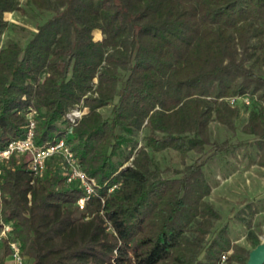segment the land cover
<instances>
[{"label": "trees", "instance_id": "16d2710c", "mask_svg": "<svg viewBox=\"0 0 264 264\" xmlns=\"http://www.w3.org/2000/svg\"><path fill=\"white\" fill-rule=\"evenodd\" d=\"M28 1L52 17L25 47L0 46V150L26 137L35 113V145L64 139L98 188L80 212L84 191L67 183L60 159L42 177L24 158L2 163L0 229L12 231L0 264L10 240L29 264H246L251 252L226 228L208 240L222 217L206 201L204 169L221 150L211 124L236 134L241 103L229 99L244 96L253 103L241 132L256 138L264 167V75L255 71L264 0ZM18 10L19 0H0V44L5 15ZM81 104L88 113L70 133L65 117ZM144 130L138 147L132 137ZM208 147L209 157L186 163ZM165 151L180 154L182 170L160 169L151 153Z\"/></svg>", "mask_w": 264, "mask_h": 264}, {"label": "rangeland", "instance_id": "374dc122", "mask_svg": "<svg viewBox=\"0 0 264 264\" xmlns=\"http://www.w3.org/2000/svg\"><path fill=\"white\" fill-rule=\"evenodd\" d=\"M51 17V13L37 10L28 0H19V10L5 15L9 26L2 36L0 46L16 42L25 47L37 33L38 28ZM94 36L96 40L102 38L100 31H95ZM255 71L264 75V64L256 65ZM252 100L250 105L241 104V117L237 122L236 134L216 122L211 124L212 142L220 145L221 150L219 155L211 159L204 169L212 188V193L206 201L222 217L221 221L216 223L208 240H212L221 229L226 228L232 244L239 245L250 252L256 248L257 243L264 242V167L259 165L261 154L256 138L241 132L247 122ZM111 109L112 106H108L101 110L104 117H110ZM147 133L144 130L132 137L138 147L144 144L143 139ZM129 151L130 147L126 146V153ZM213 153L214 150L208 147L203 156L190 154L186 163L194 164L199 159H206ZM151 155L162 171L183 169L180 154L175 151L151 153ZM13 158L15 161H20L23 156L18 154ZM7 162L4 160L1 164ZM164 177L177 178L170 173H164ZM4 251V245L0 244V257L4 255ZM233 255V250H230L226 258ZM201 259H204V254ZM224 261L223 258L221 264H227ZM29 263V260L25 259V264ZM6 264H11L9 258Z\"/></svg>", "mask_w": 264, "mask_h": 264}, {"label": "built area", "instance_id": "2783aa9c", "mask_svg": "<svg viewBox=\"0 0 264 264\" xmlns=\"http://www.w3.org/2000/svg\"><path fill=\"white\" fill-rule=\"evenodd\" d=\"M251 97H236L229 99L232 106L238 103L250 105ZM88 113V109L82 104L71 110L65 119L70 125V133L73 127L77 126L82 117ZM35 113L28 116V126L26 129V137L21 140L11 142L5 150H0V165L1 162L9 161L14 155L20 154L28 163V169L34 177H42L47 169V162L51 158L60 159V170L65 176L68 184H76L84 191L83 196L78 200L77 207L80 212L85 211L88 202L97 193L98 185L96 181L90 178L81 168V165L75 158L70 147L64 139H59L54 144L46 147H37L34 143L35 135V121L33 119ZM1 173V171H0ZM117 186L110 189L113 191ZM12 226L10 224H3L0 229V244L5 240L10 239ZM9 247L11 255L9 260L11 264H25V257L22 255V248L19 242L10 240Z\"/></svg>", "mask_w": 264, "mask_h": 264}, {"label": "water", "instance_id": "95a60500", "mask_svg": "<svg viewBox=\"0 0 264 264\" xmlns=\"http://www.w3.org/2000/svg\"><path fill=\"white\" fill-rule=\"evenodd\" d=\"M247 264H264V242L251 251Z\"/></svg>", "mask_w": 264, "mask_h": 264}, {"label": "crops", "instance_id": "0c3cea01", "mask_svg": "<svg viewBox=\"0 0 264 264\" xmlns=\"http://www.w3.org/2000/svg\"><path fill=\"white\" fill-rule=\"evenodd\" d=\"M102 38L98 39V40H101Z\"/></svg>", "mask_w": 264, "mask_h": 264}]
</instances>
